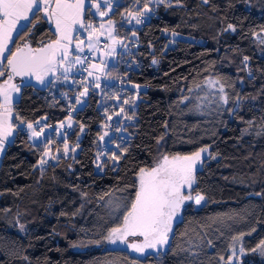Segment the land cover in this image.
Segmentation results:
<instances>
[{
  "label": "trees",
  "instance_id": "trees-1",
  "mask_svg": "<svg viewBox=\"0 0 264 264\" xmlns=\"http://www.w3.org/2000/svg\"><path fill=\"white\" fill-rule=\"evenodd\" d=\"M145 5L151 6L148 18L126 28L123 14ZM108 17L117 35L135 47L123 53L127 64L112 65L107 73L142 87L135 106L128 107L134 120L124 126L126 141L101 155L107 113L96 90L76 109L78 87L18 84L12 104L17 128L0 157V264H220L238 236L241 264H261L252 249L264 240V0H181L179 5L121 0ZM85 19L95 18L87 10ZM229 24L234 32L226 30ZM173 33L180 37L168 43L167 34ZM56 38L42 12L35 11L14 37L0 80L7 78V58L20 45L39 47ZM210 77L224 86L228 104L223 107L199 106L191 96ZM101 90L113 110L122 107L114 99L125 98L123 89L111 83ZM70 116L72 131L64 134L75 153L62 155L64 142L54 130L44 144L29 142L25 123L45 121L44 129H52ZM49 138L52 155L61 154L42 168L38 161ZM201 147L208 153L195 166L190 191L206 202L198 207L186 202L164 251L139 258L122 248L96 246L122 224L140 168ZM113 153L120 159L112 160ZM98 154L100 172L94 167Z\"/></svg>",
  "mask_w": 264,
  "mask_h": 264
},
{
  "label": "snow or ice",
  "instance_id": "snow-or-ice-1",
  "mask_svg": "<svg viewBox=\"0 0 264 264\" xmlns=\"http://www.w3.org/2000/svg\"><path fill=\"white\" fill-rule=\"evenodd\" d=\"M104 2L110 7L109 0H104ZM155 2L166 4V0H155ZM180 2L181 0H176L177 5ZM203 2L208 3L209 0H203ZM41 5L45 15L49 19L55 20L58 38L38 49H32L28 44H25L23 48H17L16 52L7 58L9 72L5 82L0 84V97H2V102H0V151L3 150L5 140L12 135L13 131V126L8 121V116L11 114V93L20 90L16 84L12 83L14 76L35 75L36 79L43 84L44 76L52 72L58 62L63 64L68 59V45L72 42L73 26L85 27L83 24L84 0H55L54 6L52 0H0V58H4V53L8 50V44L12 40V33L16 30L18 22L21 19L28 20V14L34 10L39 11ZM93 6L99 11L100 5L98 3ZM167 6H171V3H167ZM147 11H150V9L145 5L144 11H130L128 16L134 19L137 24H140L142 22L140 17ZM99 14L103 17L107 15V12L99 11ZM111 25L112 22L109 21L110 29ZM86 27L91 29L92 25L88 24ZM100 27L103 28L104 25L101 24ZM226 30L234 32L235 28L229 24ZM261 32H264V29H261ZM173 35H176V33H173ZM254 35L259 36L260 34L254 33ZM261 43H264V40H261ZM76 47L79 51H83L79 44ZM88 47L89 49L94 48L91 34ZM25 49H27V52H25ZM248 59L247 56L243 57L245 66H247ZM84 62L80 57H76L75 63L83 64ZM153 63H156V61L153 60ZM64 71L67 72L68 69L65 68ZM4 75L5 73L0 71V76ZM91 75L92 73L89 72V76ZM96 79L99 80L98 77ZM209 83L215 84L218 81H209ZM96 87H99V83L96 84ZM87 91L86 87L79 95L84 96ZM219 91L224 93L223 85L220 86ZM183 99L187 100L188 97ZM221 99L224 104H228L227 94L222 95ZM76 102L80 103L79 97H77ZM124 103H128V101H124ZM120 111L123 112L124 109L121 108ZM37 124H39V121H37ZM70 126L71 120H69ZM61 127H63V124ZM27 128L31 130L30 138H38L43 133V128L36 131L32 123H28ZM81 131H83V125H81ZM104 135H107V133ZM100 139L103 140L104 136H101ZM159 143L160 140L157 141V144ZM117 148H119V145H117ZM57 151L58 155H51L50 148L46 147L38 161V166L42 167L48 163L45 157L58 160L60 155L59 150ZM68 151L69 147L65 142L63 155H67ZM72 151H75V149H72ZM202 153H208V148L201 147L191 155H173L171 157L163 155L154 167L140 168L137 173L135 196L130 203V207H127L123 214V223L118 227H113L105 239L110 243H116L117 240L123 242L129 236L143 237L142 243L128 245L139 253H144L145 249H157V246L162 248L166 245L168 234L172 230L173 219L179 212L181 205L189 200H194L197 205L205 201L202 194L197 193L193 196L190 191L195 182V166L197 162L201 161ZM97 158L99 159V154ZM110 158L114 161L120 159L115 153ZM212 158L215 159V157ZM20 228L24 230V225H20ZM238 239L240 237H233V240ZM257 250H259L261 256H264V240L257 245V248L252 249L253 252ZM239 251L243 254V247ZM233 257H236L235 248L228 257V264H233ZM220 259L223 260L224 258L221 257Z\"/></svg>",
  "mask_w": 264,
  "mask_h": 264
},
{
  "label": "rangeland",
  "instance_id": "rangeland-1",
  "mask_svg": "<svg viewBox=\"0 0 264 264\" xmlns=\"http://www.w3.org/2000/svg\"><path fill=\"white\" fill-rule=\"evenodd\" d=\"M94 1L90 0L88 4L90 5L91 15L95 19L94 20L91 19L88 21V23H86V26L88 24H91L92 28L89 29L86 26L80 27V25L74 26L72 33H71L72 42H71V44L68 45V52H69L68 59L65 60L63 62V64H60L58 62L56 67L54 68V70L52 72L47 73V75L44 76V83L43 84H41L36 79L35 76L33 78H31L29 82L34 84L37 87H40V88L45 87L51 83L54 86H58V87H59V85H65L68 87L73 86L76 88L78 87L79 91L76 94L75 100L77 101V97H79L80 103L76 102V104H75L76 109L83 107L91 89L96 90L97 93L102 98L100 100V105L106 109V113H107V114H105L103 123L101 125V129H102V135L101 136H104V139L103 140L99 139L100 143L104 144L100 148V152L102 155V152L103 153L104 152L109 153L110 149H113V148L115 149V148H117V145L126 141L127 134L124 130L125 129L124 126L126 125V123H131L134 120V115L129 112L128 107L131 108V107L135 106L136 101L139 99L138 93H139L140 89H142V87H140V86L137 87V85L129 84L128 82H126L124 75H123V77L114 78L113 76H111L107 73L109 67H111L112 65L118 64L120 62H125V64H127L126 63L127 59H125V57H127V55H124L123 53H126L129 50H133L135 45L130 44L131 43L130 41L125 42L122 37H119L117 35L114 20L108 17L109 13L106 16H103V17L100 16L99 11L108 12L107 8L109 6H107L105 4L104 0H94ZM120 2H121V0H109L110 7H112V8L115 4H118ZM149 2H150V4L156 3L155 0H149ZM96 3H98L100 5L99 11H97L96 7L93 6ZM144 7L140 11H144ZM147 7H148V9H150V11L144 12V15L141 16L143 18H148L149 13L151 12V6L147 5ZM129 12H126L123 14L122 24L125 25L126 28H131V27H133V25H134V27H137V25L135 24V20L128 16ZM131 12H136V11L131 10ZM45 18L50 20L46 16H45ZM109 21L112 22L111 29L109 27ZM84 22L85 21H84V12H83V24H84ZM101 24L104 25L103 28L100 27ZM90 34L92 37V43L94 44V48H92V49H89V47H88ZM167 36L170 37L168 43H172L174 41V38L180 37L177 34L176 35H170V36L167 34ZM257 39H261V36H259ZM99 40H104L107 43L106 49H99L96 47V43ZM261 40H264V36L262 37ZM77 44H79L80 47L83 48V51H79L77 49V47H76ZM9 49H10V47H9ZM87 50L93 51L95 54V57H94L93 63L89 66L88 70L85 72L82 70V68H83L82 64L81 63H75V60H76V57H80V59L83 60V54ZM8 51L9 50H7V52ZM4 59H5V55H4V58H0V68L3 65ZM93 65H95V67H93ZM65 68L68 69L67 72L64 71ZM89 72L92 73L91 76H89ZM81 74H83V78L80 77ZM97 77L99 78L98 81L96 79ZM6 79L7 78L1 79L0 84H3ZM209 81H217V80L215 78H212V77L206 79L203 83H201L200 85H198L197 87H195L192 90L191 96H193V98L196 101V104H199V106L208 107L210 105V106H214V107H219V106L223 107L225 104L223 103L221 96L226 94L225 89H224V93H221L219 91L221 84L219 82L215 83V84H210ZM12 83L17 85V84H22V81L17 79V78H13ZM97 83H99V87H96ZM111 83L113 85H115L116 87L123 89V92H122L123 94H127L125 96V98L114 99L115 106H118V104L120 102L122 104V107H119L117 110H113V105H111L112 100L104 99L103 95L101 94V92H102L101 89L103 87L108 88L111 85ZM86 87L88 89L87 94L84 96H80L79 94L81 92H83ZM11 95H12V100H16L18 98V95H16L15 92H12ZM64 95H67V94L65 93ZM130 99H133V103L129 101ZM124 101H128V103H124ZM0 102H2V97H0ZM11 104H13V103H11ZM121 108L124 109L123 112L120 111ZM72 111H73V109H72ZM109 117H111V119H109ZM129 117H131V119H129ZM69 120H71V126H72L73 125V119L70 116V117H67L66 119H64L63 121L55 124L54 127H52V129H43L42 135L39 136L38 138H30L31 137V130H29L27 128V124L31 123V122L25 123L24 129L27 132L28 140L31 144H34V145L44 144L46 137H48V136L50 137L53 130H54L53 132H54L56 139L58 141L63 140V142L65 143L66 142L65 141L66 135L64 134V129L66 127H69ZM8 121H9V123L12 124L13 131H12V135L9 136L5 140L4 148L6 147L8 142H10L13 139L14 133H15L16 128H17L16 127L17 124L14 121V113H13L12 107H11V114L8 116ZM62 124H63V127H61ZM105 133H107V135H104ZM78 138H80V135L78 136ZM52 143H53V140L51 138H49L46 147L50 148L51 155H52V148H51ZM68 147H69V151H68L67 155H63V151H62L63 156H67V157L70 156V153H72V149H75V151L73 153L76 152V148L74 145L72 146V145L68 144ZM4 148L2 151H0V157H1L2 152L4 151ZM61 148H62V150L64 149V144ZM55 154L58 155V152H56ZM59 154H61V151H59ZM191 154H187V155H191ZM203 155H204V153H202V156ZM171 156H173V155H171ZM171 156H169V157H171ZM181 156H183V155H181ZM100 158H102V156L99 157V159L97 158L95 161V164H94L96 172L101 171V168H100V161L101 160H100ZM45 159H47L48 161L52 160L50 157H45ZM135 178H136V183H137V174H136ZM192 195L195 196L196 194L192 193ZM191 201L195 207H198L204 203V201H202L200 205H197L194 200H191ZM183 208H184V206H182L178 212L177 221H179L181 219ZM122 221H123V219H122ZM172 232H173V226H172L171 232H169V234H168V243L170 241ZM238 237H240V239L233 240V243L229 248V252H228L227 256L223 257L224 258L223 260L220 259V264H228V257L232 254L233 248H235V250H236V257H233V264H241V257L243 254H241L239 250L242 247L241 246L242 237L241 236H238ZM141 239H142V237L129 236L123 242H121L120 240H117L116 243H110L109 241L104 239L101 242L97 243L96 246H100L103 248H110V249L122 248V249L127 250L129 252V254L136 256V257H139V258H142L146 254H149V253L155 254V253H158L160 251L162 252L168 246V243H167L162 248L160 246H157L158 250L157 249H145L144 253L136 252L128 246L129 244H132V243H142L143 241H141ZM254 254L260 260L261 264H264V256L260 255L259 250L254 252ZM108 264H116V263L111 262Z\"/></svg>",
  "mask_w": 264,
  "mask_h": 264
},
{
  "label": "crops",
  "instance_id": "crops-1",
  "mask_svg": "<svg viewBox=\"0 0 264 264\" xmlns=\"http://www.w3.org/2000/svg\"><path fill=\"white\" fill-rule=\"evenodd\" d=\"M89 1L90 0H84V8H83V12H84V25L86 26V23H88V21L89 20H91V19H88V20H86L85 19V14H86V12H87V10H88V12L91 14V10H90V5L88 4L89 3ZM91 1H94V0H91ZM95 2V1H94ZM54 3H55V0H52V4H53V6H54ZM97 4V3H96ZM114 7V6H113ZM43 9V6L41 5L40 6V11L42 12V14L44 15V16H46L45 15V13H44V11L42 10ZM112 7H108L107 8V14L109 13L110 14V12L112 11ZM35 11L36 10H34L33 12H31V13H29L28 14V20H24V19H21L19 22H18V24H17V28H16V30H14L13 31V33H12V40L9 42V44H8V50H9V47H11V44H12V41H13V39H14V37L16 36V34L23 28V27H25L28 23H29V20H30V18L32 17V15L35 13ZM46 17H48V16H46ZM49 18V17H48ZM47 21L49 22V24L51 25V27L54 29V31H56V25H55V20L54 19H50V20H48L47 19ZM134 26V25H133ZM77 27V26H76ZM73 28H74V26H73ZM57 38H58V36H57ZM56 38V39H57ZM7 51L4 53V55H5V57H6V55H7ZM17 86H18V84H17ZM15 94L16 95H18L19 94V92H15ZM14 95V94H13ZM13 102L15 101V100H12ZM12 102V103H13ZM11 107H12V104H11ZM9 143V142H8Z\"/></svg>",
  "mask_w": 264,
  "mask_h": 264
},
{
  "label": "built area",
  "instance_id": "built-area-1",
  "mask_svg": "<svg viewBox=\"0 0 264 264\" xmlns=\"http://www.w3.org/2000/svg\"><path fill=\"white\" fill-rule=\"evenodd\" d=\"M140 19H141V23L140 24H137L136 22H135V24L137 25V26H140L143 22H144V18L143 17H140ZM106 45H107V43L104 41V40H99L97 43H96V47L97 48H99V49H106ZM94 57H95V54H94V52L93 51H91V50H87L84 54H83V60L85 61L83 64H82V70L83 71H87L88 70V68H89V66L93 63V61H94ZM80 77H82L83 78V74H81L80 75ZM119 82V81H118ZM33 127L37 130V131H40L41 130V128H45V127H48V123L47 122H45V121H39V124H37V123H34L33 124ZM65 131H66V133L67 134H69V133H71V128H69V127H66L65 128ZM45 166H46V164L45 165H43L42 166V168H45Z\"/></svg>",
  "mask_w": 264,
  "mask_h": 264
},
{
  "label": "water",
  "instance_id": "water-1",
  "mask_svg": "<svg viewBox=\"0 0 264 264\" xmlns=\"http://www.w3.org/2000/svg\"><path fill=\"white\" fill-rule=\"evenodd\" d=\"M25 44H27V43H25ZM25 44L20 45L18 48H23ZM46 44H48V43H46ZM46 44H44V45H46ZM28 45H29L32 49H38V48H41V47L44 46V45H42V46H39V47H33V46H31L30 44H28ZM16 50H17V49H15V50L13 51V53H15ZM25 52H27V49H25ZM11 55H12V54H11ZM11 55H10V57H11ZM7 68H8V67H7ZM8 72H9V69H8ZM34 76H35V75L14 76V78H17V79L21 80L22 83H24V82H29L30 79L33 78ZM182 206H183V205H181V207H182ZM181 207H180V208H181ZM177 219H178V213H177L176 217H174L173 222H172V225L177 221Z\"/></svg>",
  "mask_w": 264,
  "mask_h": 264
},
{
  "label": "flooded vegetation",
  "instance_id": "flooded-vegetation-1",
  "mask_svg": "<svg viewBox=\"0 0 264 264\" xmlns=\"http://www.w3.org/2000/svg\"><path fill=\"white\" fill-rule=\"evenodd\" d=\"M185 204H186V201L184 202L183 206H185Z\"/></svg>",
  "mask_w": 264,
  "mask_h": 264
}]
</instances>
